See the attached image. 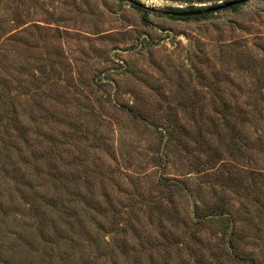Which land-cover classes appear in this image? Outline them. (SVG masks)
<instances>
[{
	"label": "rangeland",
	"instance_id": "rangeland-1",
	"mask_svg": "<svg viewBox=\"0 0 264 264\" xmlns=\"http://www.w3.org/2000/svg\"><path fill=\"white\" fill-rule=\"evenodd\" d=\"M132 5L0 0V93L27 133L0 138V264H264V215L241 207L263 196L264 153L232 157L218 135L227 105L251 111L248 135L264 115V0L189 19ZM220 203L240 208L236 255L219 218L193 225L195 204Z\"/></svg>",
	"mask_w": 264,
	"mask_h": 264
},
{
	"label": "trees",
	"instance_id": "trees-1",
	"mask_svg": "<svg viewBox=\"0 0 264 264\" xmlns=\"http://www.w3.org/2000/svg\"><path fill=\"white\" fill-rule=\"evenodd\" d=\"M133 7L141 10L144 12V14L148 13V10H145L141 7H138L136 5H132ZM239 5H234L230 7V9H236ZM200 6H195L191 3L186 7V9H195ZM169 9H181V8H169ZM207 15H197V16H170V17H175L179 19H189V18H204ZM7 83V80L2 79L0 77V87L4 88ZM5 85V86H4ZM125 111H127L129 114H132L134 116H141L133 107L131 106H125L124 107ZM260 115V119L256 121L255 125V131L251 135H248V133L245 131V128L241 126V128L238 127L240 124H245V122L248 121V117L251 119V111L247 109L245 106H239L237 105L236 107L227 105L225 106V113L222 115V120L224 121V128H226V135L225 133H219L217 132V124L216 123H211V127L213 130L219 135L223 137L224 142L222 143L225 146L226 151L229 153L230 156L236 157L238 152V156L240 158L243 157V153L245 152L246 149L243 147L245 144H250L252 143V146H256L257 149H259L260 152L264 153V115L260 111H258ZM10 128H15L16 130H19L22 135H27L26 131H24V124L18 119L17 116V110L16 107H14V100L12 97L9 95V93H0V138L2 137V133L6 132ZM165 134L164 138V145L169 144V142L173 141V128H163ZM162 130V131H163ZM242 144H241V140ZM1 142V141H0ZM174 142V141H173ZM220 142V141H219ZM213 148V147H212ZM218 147H216L217 149ZM251 174L253 177L256 175L258 179H264V169L262 167L254 168L251 169ZM229 174L224 178V182H229V178L231 179L233 174H231L230 171H227ZM238 175V179H240L241 173H236ZM171 185L179 186L181 187L182 183L181 181L177 179H169L166 178V181L164 179V182H160V186L162 187H168L170 188ZM184 188V186H183ZM264 188V186H263ZM260 190L258 189V192H253L250 193L248 192L245 197L244 201H242V208L244 212H248V204H250L252 207L255 209V213L259 218L263 217L264 215V191H263V196L260 195ZM57 198L55 197H49L47 198L46 203L52 208L57 209L59 203ZM225 203H220V204H212L208 205L205 209L199 207V205L195 204V210H194V226L197 227L200 224H203L206 220H211L217 217L219 221H221V236L219 239L221 240L220 242L223 245V249L225 250V253L228 254V252H233L235 253L236 249L238 246H235L234 241L235 239L239 236V231L237 227V221H236V209L240 208H234L232 205L233 212L230 210V207H225ZM222 216V217H220ZM262 221V218L259 219ZM227 244H226V243ZM232 249V250H231ZM236 255V253H235ZM241 258V257H239Z\"/></svg>",
	"mask_w": 264,
	"mask_h": 264
},
{
	"label": "water",
	"instance_id": "water-1",
	"mask_svg": "<svg viewBox=\"0 0 264 264\" xmlns=\"http://www.w3.org/2000/svg\"><path fill=\"white\" fill-rule=\"evenodd\" d=\"M126 1H128L129 3L133 5L141 7L145 10H148V11L180 17V16L207 15L209 13H215L223 9H228L234 5H240L249 0H225V1L217 2L215 4H210L207 6H200L195 9H182V8L181 9H159L153 6L145 5L142 2L137 1V0H126Z\"/></svg>",
	"mask_w": 264,
	"mask_h": 264
}]
</instances>
